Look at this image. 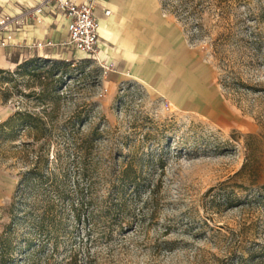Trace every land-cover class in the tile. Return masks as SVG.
I'll use <instances>...</instances> for the list:
<instances>
[{"label": "rangeland", "instance_id": "1", "mask_svg": "<svg viewBox=\"0 0 264 264\" xmlns=\"http://www.w3.org/2000/svg\"><path fill=\"white\" fill-rule=\"evenodd\" d=\"M152 1L162 88L74 51L31 58L39 78L20 76L25 61L1 75L0 125L27 112L45 132L0 140V232L21 175L47 156L69 196L29 199L62 213L49 264H264V0H202L200 13ZM183 52L202 104L162 92ZM127 165L135 187L118 182Z\"/></svg>", "mask_w": 264, "mask_h": 264}, {"label": "crops", "instance_id": "2", "mask_svg": "<svg viewBox=\"0 0 264 264\" xmlns=\"http://www.w3.org/2000/svg\"><path fill=\"white\" fill-rule=\"evenodd\" d=\"M72 1L82 3L85 0ZM37 2L38 0H0V15L11 16ZM152 3V0H102L94 15L99 25L100 56L113 66L116 80L137 79L150 85L157 82L162 88L160 80L155 81L152 75L155 69L154 58L159 54L157 45L160 37L154 24V20L159 19L158 9ZM104 9L110 10L109 16H104ZM48 40L55 47L45 48L40 52L28 48L32 42ZM66 40L67 20L61 15L46 14L40 23L26 25L15 31L11 45L0 49V69H12L33 57L65 56L69 50L58 44ZM73 53L76 55L81 52ZM176 60V68L180 72L174 78L177 85L173 90L165 89L162 92L169 94L174 104L181 102L183 107L192 104L196 97L202 104V81H196V77L192 79L187 71L190 57L183 52ZM206 104L209 105V101L206 100Z\"/></svg>", "mask_w": 264, "mask_h": 264}, {"label": "trees", "instance_id": "3", "mask_svg": "<svg viewBox=\"0 0 264 264\" xmlns=\"http://www.w3.org/2000/svg\"><path fill=\"white\" fill-rule=\"evenodd\" d=\"M179 7L190 10L192 13L202 11V0H178ZM165 6V5H164ZM41 60H26L19 65L17 70L23 71L32 77H40L43 68ZM6 72L0 69L1 75ZM52 77V73H49ZM3 80V78H0ZM55 86L53 87V89ZM56 90V89H55ZM40 96V94H39ZM45 124L42 119L27 112H15L14 115L0 125V140L11 138L16 130H35L44 133ZM49 158H39L33 167L21 175V179L8 208L9 222L0 232V264H49V257L42 260L43 253L51 244L52 251H56L57 228L59 227L62 213L57 210L56 204L51 200H43L38 204L32 199L34 194L48 198L53 193L59 200L68 199L64 190V180H59L56 174L49 170ZM139 174L131 165H127L118 175V182L122 185L135 187L139 182ZM44 194V195H42ZM83 203L74 206L73 213L80 221V212ZM64 264H79L76 254H72L69 261Z\"/></svg>", "mask_w": 264, "mask_h": 264}, {"label": "built area", "instance_id": "4", "mask_svg": "<svg viewBox=\"0 0 264 264\" xmlns=\"http://www.w3.org/2000/svg\"><path fill=\"white\" fill-rule=\"evenodd\" d=\"M100 1L102 0H85L76 3L72 0H38L36 4L11 16L0 15V49H6L11 45L15 31L22 27L40 23L46 14L61 15L67 20V40L58 45L69 51L81 52L98 61L99 25L94 11ZM103 14L109 16L110 10L104 9ZM53 47L55 45L49 40L32 42L28 46L38 52Z\"/></svg>", "mask_w": 264, "mask_h": 264}, {"label": "bare ground", "instance_id": "5", "mask_svg": "<svg viewBox=\"0 0 264 264\" xmlns=\"http://www.w3.org/2000/svg\"><path fill=\"white\" fill-rule=\"evenodd\" d=\"M83 54V53H82Z\"/></svg>", "mask_w": 264, "mask_h": 264}]
</instances>
